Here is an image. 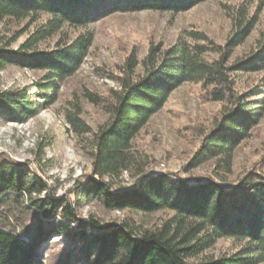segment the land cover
<instances>
[{
  "label": "trees",
  "instance_id": "16d2710c",
  "mask_svg": "<svg viewBox=\"0 0 264 264\" xmlns=\"http://www.w3.org/2000/svg\"><path fill=\"white\" fill-rule=\"evenodd\" d=\"M209 1L214 0H0V29L9 22H39L16 50L11 46L19 34L0 42V69L14 65L44 72L34 85L36 93L1 91L0 114L23 124L53 106L61 84L78 73L88 56L95 22L144 11L178 15ZM241 17L224 47L203 33H187L167 48L151 46L141 61L133 53L117 79L119 89L111 90L108 99L85 91L84 98L105 106L109 117L93 131L80 118L78 104L67 114L75 134L89 136L92 160V173L79 184L74 203L55 197L27 165L0 154V264H264V155L257 169L236 183L228 179L236 150L264 117L263 88L236 93V74L264 72V38L257 52L231 62L256 24ZM69 29L82 32L59 39L53 48H40ZM190 83L201 85L223 111L184 171L211 163L212 172L189 178L152 173L149 163L137 157L134 141L172 92ZM125 173L134 183L115 184ZM77 196L108 211L170 215L152 228L133 217L85 220L74 208L80 204ZM225 239L238 244L236 252L217 258L208 254Z\"/></svg>",
  "mask_w": 264,
  "mask_h": 264
},
{
  "label": "rangeland",
  "instance_id": "374dc122",
  "mask_svg": "<svg viewBox=\"0 0 264 264\" xmlns=\"http://www.w3.org/2000/svg\"><path fill=\"white\" fill-rule=\"evenodd\" d=\"M241 13L245 14L247 21L254 20L256 24L245 43L233 51L231 62H234L248 58L259 49L260 40L264 38V0H214L178 15L144 11L113 14L95 22L90 27L94 33L93 46L78 73L61 84L58 100L53 106L23 124L8 121L0 114V154L27 165L47 183L55 197L65 196L74 203V193L79 190V184L92 173V160L89 136H77L67 122V114L73 112L78 104L81 107L80 118L93 131L105 124L109 117L105 106H95L84 98L85 91L108 99L111 90L119 89L117 79L124 75L125 62L133 53L141 61L151 46L167 48L187 33H203L215 45L224 47L243 19ZM38 23L31 24L28 20L5 23L0 29V42H8L19 34L11 46L16 50ZM81 32L66 30L40 48H53L59 39H73ZM216 57L211 55V58ZM137 71L140 72L141 68ZM43 74L42 71L9 65L0 69V92L28 88L32 94L36 93L34 85ZM235 78L237 94L249 95L255 88L264 89V72H241ZM222 111L223 105L212 102L201 85L190 83L180 86L136 137L134 150L137 157L149 163L152 173H177L183 178L210 175L211 163L189 172L184 170ZM263 155L264 117L252 131V138L236 150L234 174L228 178L229 181L236 183L245 172L257 169ZM133 183L128 173L115 180V184L121 187ZM77 199L80 204L74 208L85 220L94 217L109 223L133 217L152 228L170 215L159 213L144 217L108 211L97 201H81L78 196ZM57 242L64 244L63 239ZM238 248L236 242L225 239L208 254L217 258L232 254Z\"/></svg>",
  "mask_w": 264,
  "mask_h": 264
},
{
  "label": "bare ground",
  "instance_id": "6f19581e",
  "mask_svg": "<svg viewBox=\"0 0 264 264\" xmlns=\"http://www.w3.org/2000/svg\"><path fill=\"white\" fill-rule=\"evenodd\" d=\"M156 170H158V169H156ZM156 173H158V172L156 171L155 174H156Z\"/></svg>",
  "mask_w": 264,
  "mask_h": 264
}]
</instances>
